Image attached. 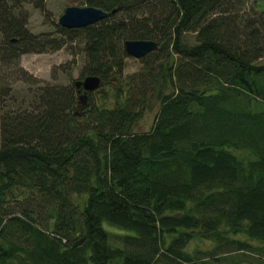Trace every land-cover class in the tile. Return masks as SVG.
I'll return each instance as SVG.
<instances>
[{
	"label": "trees",
	"instance_id": "16d2710c",
	"mask_svg": "<svg viewBox=\"0 0 264 264\" xmlns=\"http://www.w3.org/2000/svg\"><path fill=\"white\" fill-rule=\"evenodd\" d=\"M79 2L107 14L51 34L26 26L24 5L44 0H0V264H238L233 252L264 264V8ZM125 38L174 54L146 131L134 130L149 105L140 87L158 71L121 78ZM76 39L79 75L100 78L82 107L73 80L19 62ZM197 238L208 245L188 250Z\"/></svg>",
	"mask_w": 264,
	"mask_h": 264
},
{
	"label": "rangeland",
	"instance_id": "374dc122",
	"mask_svg": "<svg viewBox=\"0 0 264 264\" xmlns=\"http://www.w3.org/2000/svg\"><path fill=\"white\" fill-rule=\"evenodd\" d=\"M80 0H44V9L40 10L30 6V4L24 5L28 11V19L26 26L33 33L39 32H48L51 34L55 33L57 17L62 11L65 5L75 4V5H85L79 2ZM257 10L259 8H264V0H249ZM249 3V2H248ZM190 42L192 37L189 38ZM157 45L154 49V58L148 57L144 60L135 58L130 55L123 57V66L120 74L121 78L132 76L134 81L138 78L143 77L144 79L148 78L146 71L150 69L152 72H157L151 83L149 79H146L145 84L142 88H146L144 94L148 98V106L143 108L140 118L134 126V130L137 131H146L150 128L152 121L154 119L155 113L158 109L159 99L156 97L158 90L162 92H167L169 90V80L167 78V65L173 62L174 54H164V49H159ZM167 55V56H166ZM84 61V55L82 51V42L79 39H76L72 42H67L62 45L60 48L52 51L44 52H25L21 53L19 57L20 64L34 74L39 79L49 83H69L74 78H80L79 75L80 69ZM59 65V66H58ZM58 66V67H56ZM54 69V71H52ZM98 90L94 91V94H97ZM245 153L241 150L240 154ZM104 226L110 230V232H117L119 229L115 228L112 225H107L104 223ZM242 238H245L252 245H262V243L255 239L246 238L243 235H240ZM115 237L111 235L110 241L117 243L114 240ZM201 239L191 240L186 248L192 250L194 246L204 247L208 244L203 243ZM208 243L207 241H204ZM199 255H201L199 253ZM230 255L239 258L238 264H263L260 260H256V257L251 252H233Z\"/></svg>",
	"mask_w": 264,
	"mask_h": 264
},
{
	"label": "water",
	"instance_id": "95a60500",
	"mask_svg": "<svg viewBox=\"0 0 264 264\" xmlns=\"http://www.w3.org/2000/svg\"><path fill=\"white\" fill-rule=\"evenodd\" d=\"M107 11L93 5H65L57 17V23L66 28L82 27L103 19ZM122 47L126 54L139 58L157 47V41L151 38H125ZM74 87L78 92L77 103L83 106L86 103V92L92 91L100 84L96 74H86L73 79Z\"/></svg>",
	"mask_w": 264,
	"mask_h": 264
}]
</instances>
